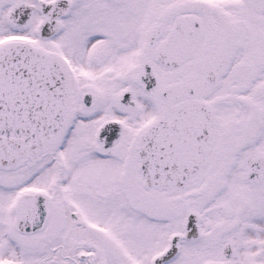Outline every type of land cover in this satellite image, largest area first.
<instances>
[{
    "label": "snow or ice",
    "instance_id": "6c2138e0",
    "mask_svg": "<svg viewBox=\"0 0 264 264\" xmlns=\"http://www.w3.org/2000/svg\"><path fill=\"white\" fill-rule=\"evenodd\" d=\"M0 264H264V0H0Z\"/></svg>",
    "mask_w": 264,
    "mask_h": 264
}]
</instances>
